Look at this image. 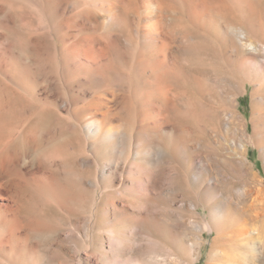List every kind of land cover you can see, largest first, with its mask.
<instances>
[{
	"label": "rangeland",
	"instance_id": "374dc122",
	"mask_svg": "<svg viewBox=\"0 0 264 264\" xmlns=\"http://www.w3.org/2000/svg\"><path fill=\"white\" fill-rule=\"evenodd\" d=\"M61 1L0 0V264H264V0H159L157 52L130 19L158 0H110L133 8L98 28L110 68Z\"/></svg>",
	"mask_w": 264,
	"mask_h": 264
},
{
	"label": "bare ground",
	"instance_id": "6f19581e",
	"mask_svg": "<svg viewBox=\"0 0 264 264\" xmlns=\"http://www.w3.org/2000/svg\"><path fill=\"white\" fill-rule=\"evenodd\" d=\"M35 1V0H34ZM48 1V0H47ZM69 1V0H68ZM75 1V0H74ZM84 1H87V0H78L77 1V3H74V4H71V8H72V10L74 11V13H72V14H69V12H68V7L65 5L64 7H63V9L66 7L67 9H65V10H57V12L59 11V15H60V17H64L63 19H64V24L63 25H65L66 23H75V22H77L78 24L80 23V25L82 26H85V24H84V20H83V17H87L86 19H88V18H90V20L89 21H91L92 20V23L94 24V27H91L92 28V31H93V33L91 32V34H84L83 32H82V35H76L75 37L77 38L76 39V41H75V43L72 45V48H73V50L72 51H77V52H79L78 50L80 49V50H84L85 52H86V54H84V55H86L88 58H93V59H95L96 61L98 60L99 62H102V63H104L105 61H108L107 59L109 58V57H111L112 55L114 56V54H112L111 56H108V53H112L110 50H109V52H108V48L109 47H111V49H113V47L112 46H115V45H112V46H110V44L112 43H109L110 42V38L111 37H109V38H107L106 36H105V34L106 33H104V34H102L101 32V34H98V32L100 31V29L98 30V28H101V27H103V28H105L104 26H102L101 24H109V25H111V26H117V28H118V26L120 25V24H123V21H124V19L126 18L125 16L128 14V16L131 18V12H130V10L131 9H133V8H131V6H132V4L130 3V1L131 0H128L129 2L127 3V4H131V6H130V10H129V12L128 11H126L125 13H126V15H125V13H124V11L125 10H123L122 11V14L124 13V15L125 16H123V18L120 16V14H119V12H118V10L120 11L121 9H120V5L119 4H117L116 2H112V1H110V0H94L95 2H94V4L96 3L97 5H99L100 6V10L101 11H99V9L96 11L94 8L93 9H91L90 8V6L88 7V5H86V6H84ZM123 1H125V2H127L126 0H122V1H118V2H121L120 4H121V6H122V3H123V7H124V4H125V8L124 9H126V6H128L126 3H124ZM134 1V0H133ZM163 0H160V2H162ZM167 1H169V0H167ZM245 1V0H244ZM61 2H66V1H61ZM88 2V1H87ZM86 2V3H87ZM160 2H159V0L157 1V3H155V2H150L149 4H150V8L147 6V11L148 12H150L151 11V13H152V16H154L152 19H146V21H144V19H140V20H138L139 18H134V17H136V16H133V19H130L131 20V29H130V27H128L129 29H130V31H132L131 33H133V34H135V37H136V35L138 36V37H136V38H140V45H143V49H144V47L146 48V47H148V49L150 48L151 50L152 49H154L158 44V37H159V35H161V30H162V28H164L162 25H165V24H163V22H162V16L164 15V14H162L160 11H163L162 10V7L160 6ZM170 2V1H169ZM172 2V1H171ZM41 3H42V1H41ZM67 3V2H66ZM65 3V4H66ZM69 3V2H68ZM137 3V2H136ZM92 4V3H91ZM90 4V5H91ZM135 3H133V5H134ZM161 4H163V3H161ZM170 4V3H169ZM242 4V3H241ZM240 4V5H241ZM41 5V4H40ZM64 5V4H63ZM136 5V4H135ZM134 5V6H135ZM165 4H163V6H164ZM243 5H246V4H243ZM243 5H241L242 7H243ZM247 5H249L250 6V4H247ZM92 6V5H91ZM94 6V5H93ZM96 6V5H95ZM98 6V7H99ZM134 6H132V7H134ZM137 6H138V4H137ZM146 6V5H145ZM166 6H168V5H166ZM170 6V5H169ZM249 6H245V7H249ZM97 7V6H96ZM136 7V6H135ZM45 8V7H44ZM61 7H59V9H60ZM70 8V9H71ZM165 9H167L166 7H164ZM48 9V8H47ZM46 9V14H47V18H49L48 19V21L50 20V21H54V22H57V18L56 17H58L59 18V15H58V13L56 14V11L55 12H53V13H55V14H51L52 12L51 11H49V10H47ZM62 9V8H61ZM128 9V8H127ZM136 8H134V10H135ZM138 9V8H137ZM137 9H136V11H137ZM139 9L141 10V8H140V6H139ZM240 9H241V7H240ZM43 10V9H42ZM51 10H53V9H51ZM144 10V9H143ZM143 10L141 11L142 13H143ZM168 10V9H167ZM244 10V9H243ZM242 10V11H243ZM247 10V9H246ZM104 12L105 14H104V20L102 19L101 20V15H100V12ZM139 11V10H138ZM251 11V10H250ZM254 11V10H253ZM252 11V12H253ZM51 12V13H50ZM165 12H167V11H164V13ZM244 12V11H243ZM245 12H247V11H245ZM255 12V11H254ZM129 13H131V14H129ZM137 13V12H136ZM140 13V12H139ZM240 13V12H239ZM242 13V12H241ZM45 14V13H44ZM133 14L135 15V13L133 12ZM160 14H162V15H160ZM242 14H244V15H242L243 17L245 16V14L246 13H242ZM247 14H249V13H247ZM53 15V16H52ZM142 15V14H141ZM141 15H137V16H139L140 18H141ZM160 15V16H159ZM251 15H254V14H251ZM250 15V16H251ZM56 16V17H55ZM159 16V17H158ZM241 16V17H242ZM255 16V15H254ZM2 17V16H1ZM129 17H127V20H128V18ZM252 17V16H251ZM256 17V16H255ZM84 18V19H85ZM142 18H144V17H142ZM254 18V17H253ZM85 19V20H86ZM163 19H165V18H163ZM251 19V18H250ZM249 19V20H250ZM1 20V19H0ZM253 20V19H252ZM250 21L251 23H253V24H255L254 22H255V20H257L256 18H255V20H253V21ZM62 22V23H63ZM103 22V23H102ZM125 22H126V24L129 22H127L126 21V19H125ZM164 22H166V21H164ZM246 22H247V19H246ZM247 23V24H251V23ZM14 23V22H13ZM53 23V22H52ZM57 24V23H56ZM92 24V25H93ZM126 24H124V26L126 27ZM130 24H129V26H130ZM253 24H251V25H253ZM54 25V24H53ZM87 25V24H86ZM91 25V26H92ZM108 25V26H109ZM251 25H250V30L252 29L251 28ZM256 25V24H255ZM255 25H253V26H255ZM55 26V25H54ZM89 26V25H88ZM87 26V27H88ZM124 26H122V25H120V29L121 28H123ZM249 26V25H248ZM107 27V26H106ZM239 26H237V28H238ZM256 27V26H255ZM69 28V27H68ZM103 28H101V30L103 29ZM233 28H234V26H233ZM257 28V27H256ZM107 29H109V31H110V33H111V35H113L112 34V32H111V28H107ZM165 29V28H164ZM228 29V28H227ZM239 29V28H238ZM56 30V29H55ZM113 30V29H112ZM126 30H128V29H126ZM237 30V29H236ZM256 30V29H255ZM116 31V30H115ZM102 32H104V30L102 31ZM128 32V31H127ZM239 34H238V36H240L239 37V39H240V41H243L244 40V42L246 43V47H251L252 48V46L253 45H255L252 41H249V37H248V35H250V34H247V32L245 31V29H243V28H241V29H239ZM250 32V31H249ZM107 33H109L108 31H107ZM130 36H132L133 38H135L134 37V35L133 34H130V33H128ZM209 34V33H208ZM108 36H110L109 34H107ZM127 35V34H126ZM129 35H128V37H129ZM209 36V35H208ZM237 36V37H238ZM254 36V35H253ZM119 37V36H118ZM132 37H129V38H132ZM232 37H233V34H232ZM236 37V38H237ZM252 37V36H251ZM236 38H234V39H236ZM238 39V38H237ZM251 39V38H250ZM126 40V39H125ZM137 39H135V40H133L134 42H136L137 43V41H136ZM252 40H253V38H252ZM111 41H113V38H112V40ZM126 41H128V40H126ZM139 41V40H138ZM70 43V42H69ZM241 43H243V42H241ZM244 43V44H245ZM113 44H114V41H113ZM118 44V43H117ZM129 44H130V42H129ZM244 44H242V45H244ZM138 45V44H137ZM139 45V46H140ZM82 47V48H81ZM119 47V46H118ZM131 47V46H130ZM141 47V46H140ZM239 47V46H238ZM241 47V46H240ZM245 47V46H244ZM116 48V47H115ZM133 48H135V47H133ZM139 48V47H138ZM138 48H136L137 50L136 51H138ZM157 48V47H156ZM256 48V47H255ZM66 49H67V47H66ZM119 49H121V48H119ZM143 49H142V51H140L141 50V48H139V51L141 52V54H143L142 52H143ZM254 49V48H253ZM113 50H116V49H113ZM133 50V49H132ZM145 50V49H144ZM66 51H69V49L68 50H66ZM154 51H156L157 52V49L155 50L154 49ZM61 51H59L58 53H60ZM70 52H71V50H70ZM145 52V51H144ZM158 52H160V51H158ZM73 53V52H72ZM84 53V52H83ZM118 53V52H117ZM138 53V52H137ZM146 53V52H145ZM145 53L143 54V56L145 55ZM151 53V52H150ZM155 53V52H154ZM162 53V52H161ZM57 54V53H56ZM66 54V53H65ZM75 54V53H74ZM109 54V55H110ZM118 54H120V53H118ZM123 54V53H122ZM153 54V53H152ZM157 54V53H156ZM163 54V53H162ZM60 55H61V53H60ZM63 55V54H62ZM61 55V56H62ZM150 55V54H149ZM159 55V54H158ZM164 55H165V53H164ZM60 56V57H61ZM64 56V55H63ZM68 56V55H67ZM118 56V55H117ZM123 56V55H122ZM133 56V55H132ZM156 56V55H155ZM58 57V56H57ZM66 57V56H65ZM64 57V58H65ZM125 57V56H124ZM137 57V56H136ZM158 57H160V56H158ZM158 57H156L157 59H158ZM165 57V56H164ZM59 58V57H58ZM61 58H63V57H61ZM115 58V57H114ZM114 58H112L113 60H114ZM123 58V57H122ZM135 58V57H134ZM134 58H133V60H134ZM139 58V57H138ZM141 58V57H140ZM145 58V57H144ZM143 58V61L145 60ZM147 58V57H146ZM161 58V60H162V57H160ZM159 58V59H160ZM111 59V58H110ZM142 59V58H141ZM156 59V60H157ZM22 60V59H21ZM62 62H63V64H64V61L62 60V59H60ZM90 60V59H89ZM138 60V59H137ZM159 61L160 62V64L162 63V61ZM95 61V62H96ZM97 61V62H98ZM140 61V60H139ZM138 61V63L140 64V62ZM149 61V60H148ZM153 61H154V58H153ZM114 62V61H113ZM142 62V61H141ZM147 62V61H146ZM150 62H152V61H150ZM157 61H155V63H156ZM159 62H157L158 64L157 65H159ZM105 63H107V62H105ZM104 63V64H105ZM111 63V62H110ZM110 63L107 65V64H105V65H107V66H109L110 65ZM117 63V62H116ZM152 63H154V62H152ZM98 64V63H97ZM163 64H164V61H163ZM112 65V64H111ZM150 66H147L146 68L149 70V71H151V72H156L154 75V77H152V76H150V78H151V80H152V78H154L155 80V82H153V83H156L155 85L157 86V89L159 90V92H160V97L158 98V100H162V98H163V94L165 93L164 92V89H167L166 88V84L164 83V82H166V75H164L165 73L162 71V70H160L159 69V66L157 67V66H155V65H153V64H149ZM100 66H102L103 68L102 69H104V66L103 65H100ZM107 66L105 67V68H107ZM141 66H142V64H141ZM112 67H114V66H112ZM134 67V66H133ZM139 67V66H138ZM96 68H97V66H96ZM109 68H110V66H109ZM123 68V67H122ZM98 70H100V69H98ZM128 70V69H127ZM30 71V70H29ZM101 71V70H100ZM104 71H107V73H108V70H104ZM115 70L113 69V72H114ZM121 71H124V70H121ZM145 71H147V70H145ZM99 72V71H98ZM116 73L118 72V71H115ZM106 73V74H107ZM115 73V75H117ZM120 73H122V72H120ZM119 73V74H120ZM21 74V73H20ZM110 74V73H109ZM118 74V76H120ZM111 75V74H110ZM114 75V76H115ZM123 76H125V74H122ZM121 75V76H122ZM163 75L165 76V79H164V77H163ZM127 76H130V73H129V75H128V73H127ZM126 76V77H127ZM147 76V75H146ZM21 77V76H20ZM46 77V76H45ZM109 78V77H108ZM149 78V79H150ZM112 79H114L115 80V78H112ZM164 79V80H163ZM168 79V78H167ZM44 80V79H43ZM123 80V79H122ZM127 80V79H126ZM151 80H150V82H151ZM45 81L47 82V78H45ZM110 81V80H109ZM164 81V82H163ZM174 81V80H173ZM124 83H125V81H123ZM122 82V83H123ZM148 82V81H147ZM168 82V81H167ZM170 82V81H169ZM120 83V82H119ZM45 84V83H44ZM47 84V83H46ZM150 84V83H149ZM19 85V84H18ZM154 85V86H155ZM167 85H168V83H167ZM173 85V84H172ZM47 86V85H46ZM170 86V85H169ZM115 88H116V86H115ZM156 88V87H155ZM113 89V88H112ZM129 89V88H128ZM143 89V88H142ZM151 89H153V88H151ZM150 89V90H151ZM157 91V90H156ZM165 91H167V90H165ZM171 91V90H170ZM167 92V93H171V92ZM132 92V91H131ZM164 92V93H163ZM125 93V92H124ZM123 93V94H124ZM130 93V92H129ZM128 93V94H129ZM138 93V92H137ZM140 95H141V93H140ZM171 95H172V93H171ZM142 96V95H141ZM140 96V97H141ZM146 96V95H145ZM157 96V95H156ZM130 97V96H129ZM140 97H138V98H140ZM147 97V96H146ZM146 97H144L143 96V98H146ZM168 97V96H167ZM171 97V96H170ZM170 97H169V99H170ZM136 98V97H135ZM143 98H141V99H143ZM174 97H172V99H173ZM98 99H100V98H98ZM124 100V99H123ZM122 100V101H123ZM133 100V99H132ZM146 100V102H148V103H152L151 101H147V98L145 99ZM144 100V101H145ZM171 100V99H170ZM100 101V100H99ZM142 101V100H141ZM169 101V100H168ZM124 102V101H123ZM171 102H173V101H171ZM100 103V102H99ZM140 103V102H139ZM143 103V102H142ZM7 105V104H6ZM106 105V104H105ZM137 105V104H136ZM165 105V104H164ZM102 106V105H101ZM141 106V105H140ZM143 106H145V105H143ZM108 107V106H107ZM106 106H104V107H102V109H101V111L100 112H102V114H106V112H109V111H107V108ZM111 107V106H110ZM137 107V106H136ZM168 107V106H167ZM171 107V106H170ZM109 108V107H108ZM145 108V107H144ZM96 109V108H95ZM110 109V108H109ZM146 109V108H145ZM165 109V108H164ZM164 109L161 107V106H157V104H156V102H154V104H152V111L151 112H153V113H162V114H164L163 112H164ZM167 109V108H166ZM89 111V110H88ZM90 112V111H89ZM144 112H145V110H144ZM148 112H150V111H148ZM168 112H170V111H168ZM101 114V113H100ZM155 115V114H154ZM158 115V114H157ZM156 115V116H157ZM161 115V114H160ZM160 115H158V116H160ZM150 117V116H149ZM153 117V116H152ZM101 118V117H100ZM102 119V118H101ZM93 121V120H92ZM91 121V122H92ZM96 122V121H95ZM163 123V122H162ZM172 125V124H171ZM99 129V128H98ZM97 129V130H98ZM97 134V133H96ZM108 134L109 135H113V133L112 132H108ZM117 134V133H116ZM156 134V133H155ZM153 151V150H152ZM117 161V160H116ZM116 163V162H115ZM116 168V167H115ZM118 168V167H117ZM136 178V177H135ZM136 179H138V178H136ZM133 180V179H132ZM139 180V179H138ZM136 182V181H135ZM138 182V181H137ZM137 185H138V183H136ZM133 185H135V183L133 184ZM141 185V184H140ZM142 185H144V184H142ZM136 186V185H135ZM137 187V186H136ZM140 187V188H139ZM138 187V190L136 189V191H138V193L139 192H141L142 191V187L141 186H139ZM133 188V187H132ZM131 190V189H130ZM134 191V190H133ZM135 193V192H134ZM132 194V193H131ZM142 194H144L143 192H142ZM137 195V194H136ZM141 195V194H140Z\"/></svg>",
	"mask_w": 264,
	"mask_h": 264
}]
</instances>
